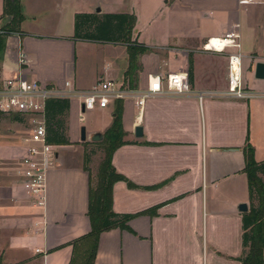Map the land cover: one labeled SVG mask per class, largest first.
<instances>
[{
	"label": "crops",
	"instance_id": "1",
	"mask_svg": "<svg viewBox=\"0 0 264 264\" xmlns=\"http://www.w3.org/2000/svg\"><path fill=\"white\" fill-rule=\"evenodd\" d=\"M138 1L130 43L112 44L77 40L75 20L80 13L130 15L120 12L122 1L22 0L23 37L14 34L8 39L0 62V87L21 73L27 80L57 88L69 81L79 92H90L108 80L130 93L122 112L126 143L112 159L114 169L124 177L113 186L112 208L119 215L157 210L155 216L145 213L130 220L134 233L121 228L103 232L95 264H242L244 212L239 208L242 203L248 204V212L251 208L244 148L250 138L256 161L264 162V81L257 84L261 93L257 98L225 97L227 76L215 84L212 68L198 63L203 42L219 36L170 32L167 37L149 38L146 30L164 14L192 12L214 20L221 10L223 26L240 27L241 53L247 61L255 51H247L242 27L234 21L243 23L238 11L264 6V0L244 8L239 0ZM3 6L0 0V17ZM133 43L150 51L139 57L140 66L130 80L128 46ZM191 60L195 69L189 95L163 93L149 98L140 109L136 95L149 87L153 77L188 76ZM70 101L71 144L59 147L56 166L49 171L46 208L35 205L18 174L28 135L0 131V258L4 264H69L72 243L92 229L89 187L96 184L98 173L77 144L104 135L114 124L117 105L112 102L101 109L98 122L86 127L87 140L82 142L80 120L87 111L79 99ZM137 126L143 128L141 138L136 137ZM77 154L81 161L75 163Z\"/></svg>",
	"mask_w": 264,
	"mask_h": 264
},
{
	"label": "trees",
	"instance_id": "2",
	"mask_svg": "<svg viewBox=\"0 0 264 264\" xmlns=\"http://www.w3.org/2000/svg\"><path fill=\"white\" fill-rule=\"evenodd\" d=\"M7 20L4 27L0 28V62L6 42L11 35L17 34L23 37L21 25L25 20L22 10V0H4L3 12L0 20ZM135 15L124 13L115 14H94L80 13L75 20V36L77 40L91 42H105L116 44L118 42L130 43L132 29L136 23ZM148 48L129 44V65L126 76L134 79L139 68L138 59L141 55L149 52ZM189 67V81L193 82V63ZM192 85V83H191ZM46 104V128L49 142L54 145H70L67 134V116L71 108V101L67 98L48 99ZM117 108L114 115L113 126L104 134L105 159L100 167V173L95 185L90 184L89 211L88 216L92 224L91 231L85 236L74 240L72 260L69 264H95L100 237L103 232L112 229L133 230L129 221L137 216L148 213L155 216L157 208L148 212H141L134 215L116 214L112 208L114 184L124 180L123 175L118 174L112 164L115 151L126 142L123 129V103L124 100L117 99ZM4 113L0 110V122ZM16 121H23L19 115L13 117ZM245 172L248 177L251 208L248 213L243 214V247L244 256L240 259L242 264H264V162H257L255 149L250 144V138L245 146ZM90 161L87 156L86 162ZM88 170L87 167H85ZM259 201L254 206V199ZM250 249L249 252L246 249ZM0 264H4L0 258Z\"/></svg>",
	"mask_w": 264,
	"mask_h": 264
},
{
	"label": "built area",
	"instance_id": "3",
	"mask_svg": "<svg viewBox=\"0 0 264 264\" xmlns=\"http://www.w3.org/2000/svg\"><path fill=\"white\" fill-rule=\"evenodd\" d=\"M258 0H239L241 6H249ZM239 31L226 33L224 36L208 39L205 49L215 53H224L227 49L235 50L228 55L227 89L223 96L235 100H252L261 96L260 92H253L245 88L243 79V56L238 49ZM149 87L136 95L137 104L142 110L149 98L160 94H172L185 97L191 93L192 85L187 74L170 73L166 77L155 76L151 79ZM0 87V110L4 114H18L27 120L30 126L26 138L27 150L20 161L18 174L24 190L34 199L37 207L46 208L48 195L49 171L58 161L59 146L49 142L46 128V104L51 98L79 99L86 111L105 109L117 99L124 100L130 93L117 83L104 80L90 92H79L73 88L69 81L64 88L44 85L37 81L27 80L20 73L18 76L5 81ZM221 95V96H222ZM203 102L204 95H199Z\"/></svg>",
	"mask_w": 264,
	"mask_h": 264
},
{
	"label": "rangeland",
	"instance_id": "4",
	"mask_svg": "<svg viewBox=\"0 0 264 264\" xmlns=\"http://www.w3.org/2000/svg\"><path fill=\"white\" fill-rule=\"evenodd\" d=\"M114 1H122L124 3V6L121 8L120 12H127L130 15L132 14H137L136 10L138 8V0H112ZM141 1V0H140ZM242 8H244L242 6ZM251 9L246 13V10L243 9L241 12L238 11V14L243 16V23L239 22V20H235L234 22H237L236 24L242 27V42L246 44L247 51H250V49H253L255 53L250 54L248 57L247 61H242L243 63V79L245 82V88L247 90L255 92L257 89V84H259L261 81L258 79H255V67L258 61H264V6H249L247 7ZM214 13V12H213ZM217 16L215 19H204L198 16V14H193L190 12L189 14L185 13H173L171 15L164 14L161 17L154 18L151 25L148 26L150 29L147 28L146 35L150 38V35H157V34H162L164 37H167L170 32L174 35V33H184L187 34L190 32V35L194 37V35H214V36H224L225 34L223 33L224 31L228 30L227 26H223L224 23L222 21V17L225 15V13L221 10H218V13L216 14ZM153 18V17H152ZM151 17H146V19H152ZM142 20L144 18H141ZM168 19H171V23L168 25L167 21ZM4 21L0 22V28L4 27ZM171 27V29H170ZM239 28L236 27H231L229 28L228 32H233L239 30ZM171 34V35H172ZM13 36V35H11ZM10 38V37H9ZM8 38V39H9ZM210 39V38H208ZM208 39L203 42V47L201 48V54L199 58V67H205V66H210L212 68V74L213 78L212 80L215 81V84H220L223 82L224 78L227 76V67H228V55L232 52H230L229 49H227L224 53H215L211 52L205 49V44L207 43ZM8 42V40H7ZM6 42V46H7ZM169 43V41H168ZM168 43H165L166 46ZM240 43V40H239ZM162 44V45H165ZM161 45V44H160ZM242 46V45H241ZM169 48V47H168ZM246 48H243V52L246 50ZM6 49V47H5ZM2 53V59L4 58L6 51L5 50ZM167 50V49H166ZM232 50V49H231ZM239 52L241 53L242 50L241 48L238 49ZM242 54V53H241ZM195 54H192L194 57ZM191 56V58H192ZM198 59V58H197ZM243 60V59H242ZM191 63H193V60H191ZM193 63V71L195 69ZM203 74V73H202ZM225 81V80H224ZM101 109H95L92 112H86L84 113L80 120V126L83 127H90L93 122L97 123L98 122V116L101 114ZM12 115L4 114V116L1 119L0 122V131H7V132H18V130L22 133V135H28V130L30 129V126L28 125L27 120H23L21 122L16 121L13 119ZM68 117V116H67ZM67 119V118H66ZM67 124H68V119H67ZM69 127V126H68ZM68 134V132H67ZM105 139V136H104ZM104 139L100 142H94L91 140L90 142L86 144H77L80 145L81 148L79 150H83V152L86 153V156L91 157V163L90 167L93 171H96L98 173L97 179L100 173V167L101 164L103 163L106 153L104 151L105 145L103 143ZM84 142V141H83ZM60 147V146H59ZM80 154L75 155L74 160L75 163H78L81 161ZM93 183V182H92ZM254 206L259 205V201H257V198L255 197L254 199ZM249 248L246 249V251L249 252Z\"/></svg>",
	"mask_w": 264,
	"mask_h": 264
},
{
	"label": "water",
	"instance_id": "5",
	"mask_svg": "<svg viewBox=\"0 0 264 264\" xmlns=\"http://www.w3.org/2000/svg\"><path fill=\"white\" fill-rule=\"evenodd\" d=\"M100 12V8L97 9L96 13H99ZM254 77L255 79H258V80H262L264 81V61H258V63L256 64V67H255V73H254ZM84 104H82V107L84 109ZM135 134H136V137L138 138H141L143 137V128L141 126H137L135 128ZM81 141H86L87 140V136H86V127L83 126L81 128ZM104 139V135L102 133L100 134H95L94 137H93V141L94 142H100ZM249 210V207H248V204L247 203H242V205L240 206L239 208V211L242 213H246L248 212Z\"/></svg>",
	"mask_w": 264,
	"mask_h": 264
}]
</instances>
